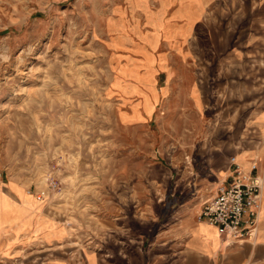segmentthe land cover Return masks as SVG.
Masks as SVG:
<instances>
[{"label":"rangeland","instance_id":"rangeland-1","mask_svg":"<svg viewBox=\"0 0 264 264\" xmlns=\"http://www.w3.org/2000/svg\"><path fill=\"white\" fill-rule=\"evenodd\" d=\"M163 1L0 0V162L19 151L8 144V135L23 117V161L28 155L41 156L37 174L34 163L23 165L30 192L44 187L47 178L58 182L46 205L61 227L41 218L36 232L68 233L54 245L28 246L23 264H66L70 253L95 247L116 223L129 233L133 228L147 232L165 201V189L184 192L175 202L203 203L215 195L219 175L212 174L204 153L218 149L204 146L221 124L214 91L220 75L241 82L249 72L256 85L253 80L264 67V25L254 24L257 10H251L258 0H244V13L235 10L237 0L202 2L204 10L222 11L223 18L214 28L215 39L203 24L195 25L201 50L188 35L198 46L192 47L196 56L206 61L200 77L207 99L201 111L184 104V88L189 94L195 78V69L189 70L181 92L177 82L152 121L122 128L117 117L122 99L115 87L127 75L122 67L138 55L121 46L124 41L144 47L149 39L163 42L167 35L155 34L148 25ZM181 3L192 13L199 10L197 0H175L170 6L176 9ZM152 25L159 33L164 29L160 22ZM155 50L157 57L164 54L160 45ZM134 63L132 68L141 71L140 62ZM153 74L150 70L138 79L150 88ZM163 79L158 77V88ZM195 99L199 106L200 97ZM144 106L149 112L147 97ZM36 137L39 150L33 145ZM28 199L36 200L34 195Z\"/></svg>","mask_w":264,"mask_h":264},{"label":"crops","instance_id":"crops-1","mask_svg":"<svg viewBox=\"0 0 264 264\" xmlns=\"http://www.w3.org/2000/svg\"><path fill=\"white\" fill-rule=\"evenodd\" d=\"M173 1L175 0H164L160 10L156 14H150L151 20L148 25L155 34L157 32L159 35L164 33L167 35L162 36L163 42L158 43L155 39L142 35L141 37L146 40H152L148 47L137 43H127L128 41H124L121 46L125 48L129 46L133 53L142 55V58L135 56L131 59V63L122 67L127 75L120 78L119 87H115L119 89L118 94L122 99L121 109L117 113L118 124L122 128L135 127L143 121H152L162 100L166 101L172 97L173 87L177 82L180 83L179 91L181 92L182 83L184 87L189 70L195 69V78L191 83L189 94L187 86L184 88V104L190 102L197 111H201L205 106L207 97L204 94L200 76H203L202 71L206 61L196 56L197 51L194 53L192 48L196 44L194 41H192L193 45L191 44L188 35L191 34L197 40L194 27L201 23L210 30L215 39L214 28L221 26L223 12L215 10L211 13L204 10L202 3L204 0H197L199 10L194 13L182 3L178 8H172L170 4ZM237 1L239 3L234 0L237 4L235 10H242L241 12L244 13L247 10L246 2ZM251 10H257L254 14L256 17L254 24L262 27L264 0H258V4L252 6ZM259 20L260 23L257 22ZM157 22H160L164 28L161 33L152 25ZM116 34L117 40L122 38L120 32ZM219 43L221 46L223 38L219 39ZM158 44L162 50L164 49V54L160 57L154 55ZM198 44L201 50L199 41ZM195 49H198L197 45ZM145 50L150 56L148 68ZM134 60L142 65L141 71H135L134 67L132 68L135 64ZM224 64H227V61ZM150 70L154 74L149 88V85H145L144 81L141 82L138 77L143 78V75ZM260 71L261 74L253 80L256 84L254 87L251 83L252 75L247 72L241 75L240 79L243 80L241 82L231 80L230 75L227 77L220 75L215 91L213 88L217 115L221 124L215 132L213 130V140L204 146H214L218 149L204 150V153L207 163H211L212 174L219 175L217 189L228 176L229 160L232 157H235L237 162L245 168L248 167V162L249 165L255 162L258 167L257 174L264 177V67ZM159 76H163L164 79L163 85L158 88ZM144 97L148 99L149 112L148 109L145 110ZM196 97H200L199 106L196 105ZM18 124L19 126H13V131L8 135L10 138L8 144L19 146L20 149L17 152L11 151V156L6 162H0V168L4 170V176L0 182V264H23V251L28 246L54 245L64 241L68 234L67 231L62 236L56 231L36 232L39 227L37 220L41 218L53 220L58 227L61 226L47 214V200L40 207L35 200L28 199L33 193L30 192L26 182L28 174H23V165L29 163L30 166L34 163L37 174L38 169L40 170L38 161L41 156L28 155L25 158L26 162L23 161V146L27 144L23 141V117H20ZM40 144V138L36 137L33 145L37 150ZM171 185L172 179L169 186ZM183 193L174 189L171 192L170 189H165V201L159 205L156 218L147 232L140 233L138 230L136 232L133 228L129 233L123 223H116L111 226L115 228L103 235L95 247L70 253L71 257L66 264H264V189L261 204L263 209L258 219L256 237L253 241L246 240L239 244H229L213 227L197 220V215L204 203L210 201L216 193L203 203L191 200L175 202L174 199L178 198L176 195L181 196ZM116 220L115 222H118ZM77 258L81 259L80 263H77Z\"/></svg>","mask_w":264,"mask_h":264},{"label":"built area","instance_id":"built-area-1","mask_svg":"<svg viewBox=\"0 0 264 264\" xmlns=\"http://www.w3.org/2000/svg\"><path fill=\"white\" fill-rule=\"evenodd\" d=\"M257 171L255 162L244 170L232 157L228 176L197 215L198 221L213 227L229 244L253 241L256 237L264 189L263 176ZM3 176L4 170L0 168V182ZM57 188L58 182L47 178L45 186L34 189L33 195L38 201H46Z\"/></svg>","mask_w":264,"mask_h":264},{"label":"bare ground","instance_id":"bare-ground-1","mask_svg":"<svg viewBox=\"0 0 264 264\" xmlns=\"http://www.w3.org/2000/svg\"><path fill=\"white\" fill-rule=\"evenodd\" d=\"M236 159V158H235ZM237 161V160H236ZM229 163H230V160H229ZM238 163V162H237ZM239 164V163H238ZM240 165V164H239ZM244 170H247L248 169V167H249V164H248V167L247 168H245V167H243L242 165H240ZM28 195H29V193H28ZM35 202L37 203V204H41V203H43V202H45V201H38L37 199L35 200ZM262 209H263V207L261 208V211H260V214H259V218H260V215H261V212H262Z\"/></svg>","mask_w":264,"mask_h":264}]
</instances>
